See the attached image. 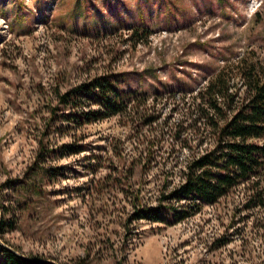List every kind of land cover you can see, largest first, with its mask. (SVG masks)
I'll return each mask as SVG.
<instances>
[{
	"label": "rangeland",
	"instance_id": "1",
	"mask_svg": "<svg viewBox=\"0 0 264 264\" xmlns=\"http://www.w3.org/2000/svg\"><path fill=\"white\" fill-rule=\"evenodd\" d=\"M222 69L239 108L264 0H0V264H264V176L182 222L134 219L188 206L163 198L216 146L199 95ZM100 77L135 108L66 121L60 95Z\"/></svg>",
	"mask_w": 264,
	"mask_h": 264
},
{
	"label": "trees",
	"instance_id": "2",
	"mask_svg": "<svg viewBox=\"0 0 264 264\" xmlns=\"http://www.w3.org/2000/svg\"><path fill=\"white\" fill-rule=\"evenodd\" d=\"M131 32L135 42L151 35L146 29ZM252 71L244 70L242 74L246 97L239 108L233 107L235 96L230 93L226 69L212 78L199 95L201 118L213 128L216 146L194 159L184 183L163 198L178 204L188 202L185 210L171 205L142 209L136 213L135 220L161 222L163 215H172L174 222H182L196 215L204 205L217 204L241 185H260L264 176V71L262 74ZM136 95L119 91L109 77H100L60 95L59 101L76 111L66 116V121L82 126L127 114L136 106ZM93 107L98 109L92 110ZM66 148L70 155L82 152L74 147ZM4 254V264H47L31 262L7 250Z\"/></svg>",
	"mask_w": 264,
	"mask_h": 264
}]
</instances>
